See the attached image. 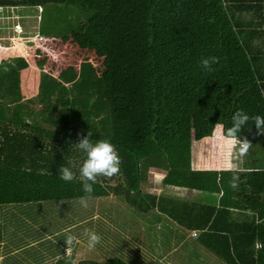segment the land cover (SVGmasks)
Wrapping results in <instances>:
<instances>
[{
  "label": "trees",
  "instance_id": "16d2710c",
  "mask_svg": "<svg viewBox=\"0 0 264 264\" xmlns=\"http://www.w3.org/2000/svg\"><path fill=\"white\" fill-rule=\"evenodd\" d=\"M251 11L262 14L264 0H0V15H34L37 36L103 52L110 60L105 76L87 59L78 68L51 71L54 95L41 89L13 104L0 100V219L8 204L86 196L78 171L84 153L75 143L91 132L93 142L116 147L121 165L119 174L97 178L90 202L116 197L122 208L112 202L109 212H129L142 224L158 213L191 237L196 231L193 239L226 264H264V156L247 154L238 162L240 183L232 189V172L196 169L192 151L217 126L230 127L237 110L264 117V29L257 32L240 16ZM211 56L219 62L205 71L200 61ZM36 64L45 69L44 58ZM27 66L19 56L0 60V86L8 81L11 88L16 71ZM41 85L53 90V77ZM251 123L239 136L264 154V134ZM61 166L76 178L60 179ZM149 166L164 170L158 181L168 187L166 195L143 190ZM184 189L196 197L178 198ZM132 217L122 222L128 225ZM97 220L114 240V221ZM99 227L97 234L104 232ZM116 248L110 257L78 264H129L123 247Z\"/></svg>",
  "mask_w": 264,
  "mask_h": 264
},
{
  "label": "rangeland",
  "instance_id": "374dc122",
  "mask_svg": "<svg viewBox=\"0 0 264 264\" xmlns=\"http://www.w3.org/2000/svg\"><path fill=\"white\" fill-rule=\"evenodd\" d=\"M242 15L246 22L251 21V27L256 28L258 30L257 32H261V30L264 29V24L261 23V18L255 17L252 11L242 13ZM34 18V15L30 14H22L20 16L17 14L10 16L0 15V23L5 22L9 24V26H0V60L3 58L7 59V57H23L27 61L28 66L30 63L39 73L35 74L36 76H33V80L28 81L27 84L25 82L21 83L18 78L11 88L8 87V84H4V90L0 91L1 94L6 95V97L4 96L3 99L0 96L1 101L6 104L20 102L25 96H35V94L41 89L47 90L54 95L57 89V77L55 73L51 71H60L69 64L75 65V67L78 68L83 59L90 61L93 66L97 68L99 75H106L107 64L110 63L107 54L102 52L98 55L93 51L80 50L76 44L69 41L64 42L60 38H41L37 36L35 32L37 22ZM258 37L257 33V35L252 38L254 45L258 43ZM25 47L27 48L23 50ZM39 47L42 48V51L38 49ZM3 50L4 52L16 54H5ZM21 50H23L22 53H18L21 52ZM43 58L45 69L39 68L36 64L37 59ZM49 76H52L54 80L53 90H48L45 85H41L44 80L49 79ZM30 105L35 110H38V106L33 104ZM226 141L227 140L222 133H217L215 131L211 136L193 143V154L196 151V148H199L201 145H207L208 148H226ZM261 151L263 150L253 147L247 157L249 155L262 157L264 154H262ZM210 154L211 150L208 155ZM233 158L236 160L235 157ZM245 160L246 157L243 161ZM150 167L151 166H149L148 171L146 172L148 178L143 184V190L147 193L150 192L148 190L152 186L150 185L151 176L154 177L156 174L155 170L151 171ZM111 183L113 184V181H111ZM163 191L164 190L155 189L154 192L160 194ZM196 195L197 193H195V191L184 189L178 191L177 197L181 199H188L187 197L194 199ZM109 198L110 199L108 200H111V203L107 200L106 204L104 202L105 199H96L91 202L88 200L87 208L80 205V198H72L71 200H44L31 202L29 204H8L5 205L8 208V215H2L0 219L1 228H5L12 222V229L15 230L14 235L16 236L10 238L16 241L18 245H23L25 242H30V240L39 236L41 232L43 233V224L51 225L54 223L58 232L64 231L61 229L69 223L72 225L73 230L75 227L77 229L79 225L78 217L81 213L80 210H84V214L90 210L91 213L89 219L90 225L93 228L92 232H94V227L96 225L100 226L99 228L101 230L98 231L101 232L102 230L104 231L102 226L105 223L99 222L97 219H102L106 222L107 220L104 215H100L99 213H108L112 202L115 203L112 207L117 211H120V208H122L121 202L116 201V197L109 196ZM123 207L128 209L131 208V206L126 203L123 204ZM64 210L68 211L65 212ZM111 212H115L117 216L123 215L122 212L119 214L115 210ZM91 214L96 217V220ZM132 216H130V213L128 212L124 214L123 219L131 218ZM48 218H50V220ZM139 219L140 218L136 216L132 217L131 222L128 223V225H125L122 222V219H119L115 223L117 232H114V234L117 235L114 237V240L111 241V234L104 231L101 234H98L101 237V240L94 248H91V250L95 252V255L99 253L101 256L105 255V257H110L113 253L118 252L116 247L121 246V248L123 247V255L125 256L123 259L129 264H226L193 239V237L196 236V233H193V237H191L189 231L176 225L168 218L157 213V216L155 218L152 217L153 221H150L149 224H142ZM70 225L68 226L70 227ZM37 228L39 231H37ZM107 229L112 230L113 227H107ZM105 234L110 238L105 240L103 237ZM82 237H84L83 240L85 243L88 244L87 236ZM135 248L139 250V254L141 255L140 258L135 257ZM72 249L74 250V248ZM72 249L68 248L69 253L72 252ZM80 250H82V248ZM55 252V250L47 251L49 254H54ZM26 254L30 263L32 259L34 262H38L35 259L32 247L28 248ZM94 254L89 253V258H91V256L94 257ZM142 254L145 257L141 258ZM97 258L100 259L101 257Z\"/></svg>",
  "mask_w": 264,
  "mask_h": 264
},
{
  "label": "crops",
  "instance_id": "0c3cea01",
  "mask_svg": "<svg viewBox=\"0 0 264 264\" xmlns=\"http://www.w3.org/2000/svg\"><path fill=\"white\" fill-rule=\"evenodd\" d=\"M253 15L257 18L260 17L261 23L264 24V11L262 12V14H259V12H256V13H253ZM240 16L243 17L242 14ZM16 72L19 76V77L17 76V78L20 80V82L21 83L25 82L26 84L28 83V81L33 80V76H36L35 74H39L30 63H29V66H27L26 68L16 71ZM6 75H9V74H6ZM4 76L5 75H2L0 77V81L2 79H5ZM4 84H8V81L3 82V84L0 86L1 88L0 90H4ZM29 96L28 97L25 96L23 100L33 97L31 95ZM23 100L21 99V101ZM215 131L217 133L218 132L222 133L220 126H217ZM225 139L227 140V137H225ZM210 150H211V154L208 155ZM229 162L235 164L236 168L240 167L239 159L235 160L234 158H232L231 161L229 160L227 156V148H208L207 145H204V146L201 145L199 146V148H196V151H195V168L196 169L224 170L226 169ZM150 169L151 171L155 170L156 174L154 177L151 176V179L149 176V179L151 181L150 185L152 186L149 188L148 191L150 192L152 191V193H155L154 192L155 189L164 190L162 193L158 195H162V194L166 195V193L168 192V187L158 181V178H161V176H163L164 170L161 168H156V167H150ZM111 181H113V184H114L115 181L114 180H111ZM110 184L112 183L110 182ZM104 198L107 200L110 199L109 197H104ZM40 201H44V200H40ZM64 211L66 212L68 210H64ZM80 212H81L80 216L78 217L79 225L77 229L75 227L73 230L72 225H70L69 223L68 225H70V227L66 225L65 227L61 229L64 231L58 232L56 230V227L54 226V223L51 225L43 224V229H42L43 233L41 232L39 236L30 240V242L28 241L25 242L23 245H18L16 241L10 238L12 236H16L14 235L15 230L12 229V226H13L12 222L8 224L5 228H1L2 236L0 239V264H58V262H60V264H78L82 260H89L90 259L89 253L94 254L95 252L92 251L91 248H89L88 244H86L85 241L83 240L84 237L82 236H85L86 232H90L91 226L89 227L88 225V228L86 229V224L90 221L89 217H90L91 212L90 210H88L86 214H84V210H80ZM99 214L104 215V217L107 218V221L109 220V218L112 219L114 223H116L119 219H123L124 217L123 215L117 216L115 212H108L105 214L99 213ZM91 215L94 219L96 218L93 216V214ZM48 219L50 220V218ZM37 231H39L38 228H37ZM193 233H196V231H192V234ZM29 247L33 248L35 259L38 262H34L33 259L31 260V263L29 262V259L26 257L27 255L26 251L28 250ZM68 248H71V249L74 248V250L72 249V252L69 253ZM81 248L82 250H80ZM51 250H55L56 252L54 254L47 253V251H51ZM96 256L101 257L99 253L94 256L95 259H98ZM92 257L93 256H91V258ZM69 259H71V263L70 261H68Z\"/></svg>",
  "mask_w": 264,
  "mask_h": 264
},
{
  "label": "clouds",
  "instance_id": "9594fccd",
  "mask_svg": "<svg viewBox=\"0 0 264 264\" xmlns=\"http://www.w3.org/2000/svg\"><path fill=\"white\" fill-rule=\"evenodd\" d=\"M219 62V58L215 56L202 58L200 61L202 69L211 71V66ZM264 94V90H262ZM249 121L255 125L258 134H264V117L260 115L250 116L243 110H237L231 117V126L227 129H221L222 134L227 137L226 148L229 160L233 157L242 160L252 147V143L247 138H240L239 133L242 129L248 128ZM91 132L86 136H81L78 143H75L78 150L84 153V159L78 169L79 179L83 185V192L86 196H82L79 203L82 207H88V198L94 191L93 185L96 184L98 177L111 178L119 174L121 158L116 147L108 140H98L93 142L90 137ZM226 171L232 172L229 181L232 189H237L240 183V177L237 172L236 165L229 162ZM60 179L65 182L73 181L76 176L70 167H60ZM89 248H94L101 240V237L95 232H86Z\"/></svg>",
  "mask_w": 264,
  "mask_h": 264
}]
</instances>
